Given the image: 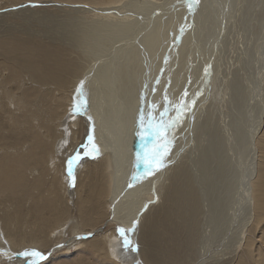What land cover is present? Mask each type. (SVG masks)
Segmentation results:
<instances>
[{"label": "bare ground", "instance_id": "obj_1", "mask_svg": "<svg viewBox=\"0 0 264 264\" xmlns=\"http://www.w3.org/2000/svg\"><path fill=\"white\" fill-rule=\"evenodd\" d=\"M65 3L19 9L24 22L0 8L1 264H264L262 11L249 0ZM228 8L238 14L223 24ZM258 19L263 45L235 58L245 75L253 66L246 97L234 62L211 75L209 50ZM146 153L151 168L137 160ZM31 250L47 259L20 255Z\"/></svg>", "mask_w": 264, "mask_h": 264}, {"label": "rangeland", "instance_id": "obj_2", "mask_svg": "<svg viewBox=\"0 0 264 264\" xmlns=\"http://www.w3.org/2000/svg\"><path fill=\"white\" fill-rule=\"evenodd\" d=\"M23 1H27V0H14V1H12V0H0V8H18V9H16V12H15L16 15H11L8 19L9 20L15 19V21L19 20V21L24 22L25 19L24 20H22V19L25 17V15H28L27 18H29L30 14H31L30 12L36 13V14H41L44 11H46V12L51 11V13H53V14H60V12L58 13V11L56 9V8H59L57 6V4L65 3V2H66L65 4H67L68 2L70 3V0H36V1H39L41 3L28 2L27 4H22ZM18 3L21 5H17L16 7H11V5H16ZM249 3H250V11L253 13V9H254V11L261 10L262 16H263L262 19H264V9L258 8V7H260L261 1L260 0H249ZM25 8H34L35 10L34 11L29 10L30 12L29 11L22 12L23 10H21V13L18 12L19 9H25ZM65 8H67V7H65ZM237 11H238V8H230V9L228 8L226 14H224V12L221 13V15H224L221 18L222 23L223 24L227 23V22L230 23L231 19H233L235 16H237V14H238ZM17 13H19V15ZM229 16H230V19H229ZM223 18H224V20H223ZM261 24L262 23L259 19H258V23H254L253 25L248 24V23H247V25H244V23H242V25H240V22H237L235 24V26L231 29L230 34H227L226 38H222L220 45H217V47L212 48V50L211 49L209 50L210 56L213 57L214 67L216 65V70L214 69V72L212 71L211 75L213 77H215L216 79L220 78V80H222L223 74L221 75V77L218 76L219 67L217 65L219 63H222V68L227 69L228 63L232 64L234 62L235 65H238V68H237L238 74L242 76L243 89H244L246 97H248L250 95V93H249L250 92V85L248 83L250 82V78H252L251 70H252L253 66H251V67H250V65L248 66V68H247L248 74L245 75L244 74L245 73L244 72L245 63L244 64L243 63L237 64L235 61V58L238 56V58L241 61H243L242 55L237 54V51H238L239 46L244 45V43H248V45H249L248 47L251 48L252 54L255 53L254 49H258V50L260 49V47L263 45L262 44L263 42L261 40V30H262ZM244 35L247 37V40H245V41L242 40L243 37H245ZM226 39H230V41L227 42ZM211 43L213 44V43H215V41L210 40L209 44H211ZM233 51L236 53V55L234 56V59L231 58ZM217 60H218V62H216ZM246 77H249V78L246 79ZM215 88H216L215 90H217V87H215ZM243 111H244V108H243ZM244 116H245V112H244ZM246 129H247V123L244 122V126L242 129L244 134L246 133ZM171 138H172V133L170 134L169 139H171ZM168 142H169V140L167 141V143ZM80 145H78L77 148L80 147ZM238 153H239L238 148H235V152L232 153V159H233V163H234L235 167H239V162H238V157H237ZM96 158L99 159V156H97ZM238 176H239V174L236 176V178ZM73 186H76L75 182H74ZM237 200H238V196H237V198H234V205L238 202ZM91 238H88V239H91ZM88 239H85L83 241H86ZM4 252H7V248L5 249ZM55 254L56 253H54V255ZM6 255H9V253H7ZM46 259L47 258H43V260H46ZM82 260L86 264H96V262H94L90 257H87V255H85V254L84 255L74 254V255L69 256L68 258H65L62 262H61V260H55L52 264H64V263L65 264H70V263L78 264L77 261L81 262ZM44 262H46V261H44ZM0 264H1V262H0ZM221 264H228V261H223ZM246 264H253V262L251 260H248V262Z\"/></svg>", "mask_w": 264, "mask_h": 264}, {"label": "snow or ice", "instance_id": "obj_3", "mask_svg": "<svg viewBox=\"0 0 264 264\" xmlns=\"http://www.w3.org/2000/svg\"><path fill=\"white\" fill-rule=\"evenodd\" d=\"M181 31H183V29H181ZM82 86H83V82L81 84V89H78V93L81 96V100H80V105L78 106L77 110H79V108L83 107L84 105V100H83V91H82ZM165 111H167V109H165ZM141 124L143 125V116H141ZM151 126V125H150ZM169 124H166L165 122L161 121L159 124L155 125V133L157 135H161L162 132L169 127ZM89 140H92V137L89 136ZM93 149L94 151H98V149L95 148V146L93 145ZM87 155V153H85ZM138 162H144V161H148V167L151 168L152 164L157 163V158H156V154H152V153H146L144 156H139L137 157ZM71 164L72 161H69V175H71ZM162 166V165H161ZM118 233L121 235V237H124L123 239V243L125 245V247L129 246L131 241L129 239L126 238L125 236V230L123 228H118L117 229ZM24 257H33V258H39V260H42L44 257L43 255L36 250H31V251H25L22 254H20ZM29 264H38V260L37 259H32L29 261Z\"/></svg>", "mask_w": 264, "mask_h": 264}]
</instances>
